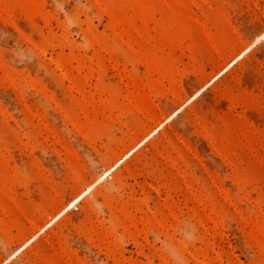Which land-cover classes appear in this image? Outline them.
<instances>
[{"label": "rangeland", "instance_id": "374dc122", "mask_svg": "<svg viewBox=\"0 0 264 264\" xmlns=\"http://www.w3.org/2000/svg\"><path fill=\"white\" fill-rule=\"evenodd\" d=\"M0 264H264V0H0Z\"/></svg>", "mask_w": 264, "mask_h": 264}]
</instances>
